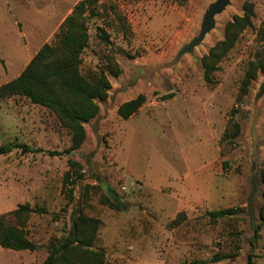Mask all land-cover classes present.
<instances>
[{
    "label": "rangeland",
    "instance_id": "374dc122",
    "mask_svg": "<svg viewBox=\"0 0 264 264\" xmlns=\"http://www.w3.org/2000/svg\"><path fill=\"white\" fill-rule=\"evenodd\" d=\"M212 1L27 0L28 21L39 16L45 24L24 32L15 29V0H0V86L17 76L14 49L30 51L25 68L81 2L89 33L83 73L104 72L112 85L73 151L72 131L54 111L21 95L0 99V145L39 150L0 155V214L20 204L38 210L22 219L37 244L34 264H44L80 214L99 221L86 230L92 245L67 253L61 264H264V95L257 111L253 106L263 69L241 94L252 64L264 65V0H231L194 53L167 66L198 33ZM245 4L253 9L251 24L226 53L212 52L227 24L244 17ZM112 58L119 75L111 72ZM139 94L146 103L123 119L118 108ZM112 194L128 208L115 209ZM230 207L241 211L219 219L207 213ZM216 254L236 257L212 262Z\"/></svg>",
    "mask_w": 264,
    "mask_h": 264
},
{
    "label": "trees",
    "instance_id": "16d2710c",
    "mask_svg": "<svg viewBox=\"0 0 264 264\" xmlns=\"http://www.w3.org/2000/svg\"><path fill=\"white\" fill-rule=\"evenodd\" d=\"M244 7V17H236L234 21L227 24L225 39L212 52L226 53L235 44L239 31L251 24L252 6L245 4ZM85 12L84 3L77 4L73 12L62 23L56 40L44 44L18 77L0 86V99L21 95L34 104L45 106L54 111L63 125L72 131V144L68 151H73L83 145L87 137L85 123L99 115L100 105L98 101H106L109 98L112 86L104 72L93 76L83 73L82 54L89 42ZM101 38L109 41L106 34ZM112 62L114 64L111 69L112 74L119 75L120 68L114 58H112ZM209 65L208 63L205 65V80L207 82H211V67L209 68ZM259 68L264 70V65L252 64L250 71L246 73L243 80L241 94L247 93ZM171 96H173L172 93L166 95L165 98ZM145 103L146 96L139 94L136 98L122 103L118 108V113L123 119H128L135 115ZM18 148L22 149L23 152L39 151L26 144L6 143L0 145V155L11 153ZM50 154L56 155L57 152H50ZM69 182L70 177L68 175L65 181V191L66 195L72 198L73 188L70 187ZM112 199L110 204L117 210H126L129 206L128 203L121 201L116 194H112ZM240 211L241 208L230 207L210 210L207 213L211 218L219 219L234 216ZM34 212H38V210L29 204H20L9 213L0 214V245L2 248L16 251L36 250L37 244L28 237L25 222L22 220ZM260 216L264 223V205L261 208ZM98 226L99 221L95 218L81 214L74 216L70 235L60 240L58 244H52L44 264H61L67 253L83 247L88 250L92 241L87 238L86 230L96 229ZM91 253L101 256V253L98 252ZM235 257L236 254H216L211 258V261L219 262ZM93 259V262H100L99 264H101L100 259ZM204 262L195 259L183 264H202Z\"/></svg>",
    "mask_w": 264,
    "mask_h": 264
},
{
    "label": "crops",
    "instance_id": "0c3cea01",
    "mask_svg": "<svg viewBox=\"0 0 264 264\" xmlns=\"http://www.w3.org/2000/svg\"><path fill=\"white\" fill-rule=\"evenodd\" d=\"M26 2L27 0H15L17 8L20 12L19 19L15 20V29L18 31L22 30L24 32L26 31V29H29V30L34 29L36 30V32L40 30L43 31L45 20L37 16L36 18H33V19L30 18V21H28V17L26 15V12H25L26 10L24 7V4ZM5 3L8 5L9 4L8 0H6ZM58 11H59V17H61L62 8L59 7ZM14 54H15V59L17 58L18 61L20 62V68L18 69L17 76H16L18 77L20 73L22 72V70H24L23 66L30 55V51L23 47H18L14 49ZM11 57H13V55ZM15 59L13 58V60ZM0 264H34L33 254L29 250L16 251L12 249L2 248L0 245Z\"/></svg>",
    "mask_w": 264,
    "mask_h": 264
},
{
    "label": "water",
    "instance_id": "95a60500",
    "mask_svg": "<svg viewBox=\"0 0 264 264\" xmlns=\"http://www.w3.org/2000/svg\"><path fill=\"white\" fill-rule=\"evenodd\" d=\"M231 4V0H213L210 2L204 10L201 24L198 33L191 38V40L185 43L178 50L174 59L167 66H173L177 64L180 59L186 54H193L195 49L203 42L206 36L215 28L216 17L222 14L227 7ZM264 95V80L260 83L259 89L255 94L253 106L254 110H258V101Z\"/></svg>",
    "mask_w": 264,
    "mask_h": 264
}]
</instances>
